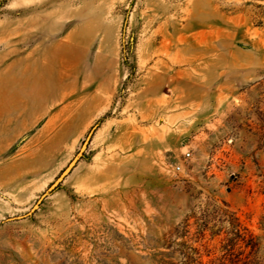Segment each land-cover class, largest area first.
<instances>
[{
  "label": "rangeland",
  "instance_id": "1",
  "mask_svg": "<svg viewBox=\"0 0 264 264\" xmlns=\"http://www.w3.org/2000/svg\"><path fill=\"white\" fill-rule=\"evenodd\" d=\"M0 104V264H264V0H0Z\"/></svg>",
  "mask_w": 264,
  "mask_h": 264
},
{
  "label": "trees",
  "instance_id": "2",
  "mask_svg": "<svg viewBox=\"0 0 264 264\" xmlns=\"http://www.w3.org/2000/svg\"><path fill=\"white\" fill-rule=\"evenodd\" d=\"M231 225H232V228L235 230L236 237H242V235L239 232V229L237 228V225L238 224L235 223V222H231ZM256 244H257V241H256L255 237L252 236V235H249V237L246 240L245 245L246 246H250L251 247V250H253L254 247L256 246ZM249 254L245 256V259L243 260V264H257V262L255 261V259L252 258V257H250Z\"/></svg>",
  "mask_w": 264,
  "mask_h": 264
},
{
  "label": "bare ground",
  "instance_id": "3",
  "mask_svg": "<svg viewBox=\"0 0 264 264\" xmlns=\"http://www.w3.org/2000/svg\"><path fill=\"white\" fill-rule=\"evenodd\" d=\"M55 59V58H54ZM53 59V60H54ZM51 63V62H50ZM45 68V67H44ZM52 69V68H51ZM33 71V70H32ZM36 73V72H35ZM34 74V73H33ZM44 74V73H43ZM44 76V75H43ZM24 80V79H23ZM29 80V79H28ZM37 80V79H36ZM42 81V80H41ZM43 82V81H42ZM12 83V82H11ZM21 84V83H20ZM27 85V84H26ZM46 85H47V83H46ZM45 85V86H46ZM24 86V85H23ZM30 87L32 86V85H29ZM25 87V86H24ZM34 87V86H33ZM25 89V88H24ZM31 89V88H30ZM35 90V89H34ZM19 91V90H18ZM28 91V90H27ZM42 91V90H41ZM15 94V93H14ZM23 94V93H22ZM42 94V93H41ZM53 94V93H52ZM51 94V95H52ZM25 95V94H24ZM15 97V96H14ZM44 97V96H43ZM49 97H51L50 95H49ZM17 98V97H16ZM16 100V99H15ZM14 101V100H13ZM19 101V100H18ZM21 101V100H20ZM24 101V100H23ZM15 103V102H14ZM25 103V102H24ZM43 103V102H42ZM6 104H8V101H7V103ZM23 104V103H22ZM28 104V103H27ZM0 105H2V104H0ZM25 106V105H24ZM25 109V108H24ZM29 110H31V109H29ZM23 112H24V110H23ZM6 116V117H5ZM11 117L9 116V113L7 112V108H5V107H1L0 106V121L3 123H8V122H11ZM15 120V119H14ZM23 121V120H22ZM5 125V124H4ZM13 126V125H12ZM2 128V127H1ZM17 128V127H16ZM2 133V132H1Z\"/></svg>",
  "mask_w": 264,
  "mask_h": 264
},
{
  "label": "water",
  "instance_id": "4",
  "mask_svg": "<svg viewBox=\"0 0 264 264\" xmlns=\"http://www.w3.org/2000/svg\"><path fill=\"white\" fill-rule=\"evenodd\" d=\"M71 164L72 163H70V165H68V167L65 170H63V172L56 178V180L52 183V187L55 186L60 180H62V178L64 177V175L67 173L68 169L70 168Z\"/></svg>",
  "mask_w": 264,
  "mask_h": 264
},
{
  "label": "built area",
  "instance_id": "5",
  "mask_svg": "<svg viewBox=\"0 0 264 264\" xmlns=\"http://www.w3.org/2000/svg\"><path fill=\"white\" fill-rule=\"evenodd\" d=\"M186 156H189L190 155V152L189 151H186L185 153ZM174 169L175 170H180L181 169V164L180 163H177L174 165Z\"/></svg>",
  "mask_w": 264,
  "mask_h": 264
}]
</instances>
